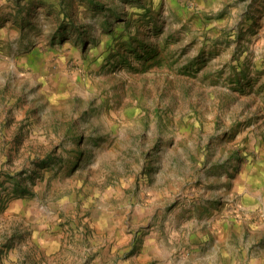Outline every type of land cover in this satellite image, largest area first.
Returning a JSON list of instances; mask_svg holds the SVG:
<instances>
[{
  "label": "rangeland",
  "instance_id": "rangeland-1",
  "mask_svg": "<svg viewBox=\"0 0 264 264\" xmlns=\"http://www.w3.org/2000/svg\"><path fill=\"white\" fill-rule=\"evenodd\" d=\"M0 264H264V0H0Z\"/></svg>",
  "mask_w": 264,
  "mask_h": 264
}]
</instances>
